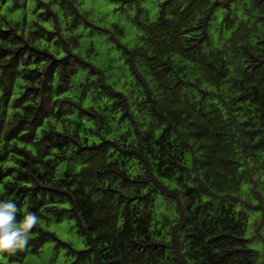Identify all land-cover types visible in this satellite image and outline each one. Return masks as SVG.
<instances>
[{
  "label": "trees",
  "instance_id": "1",
  "mask_svg": "<svg viewBox=\"0 0 264 264\" xmlns=\"http://www.w3.org/2000/svg\"><path fill=\"white\" fill-rule=\"evenodd\" d=\"M9 1L0 199L17 204L16 221L73 220L86 247L70 264H264V0H161L154 18L135 0L133 46L103 30L124 82L56 25V6L91 23L79 0L39 1L31 21L22 0L8 9L19 17L3 14ZM50 237L37 222L10 257Z\"/></svg>",
  "mask_w": 264,
  "mask_h": 264
},
{
  "label": "rangeland",
  "instance_id": "2",
  "mask_svg": "<svg viewBox=\"0 0 264 264\" xmlns=\"http://www.w3.org/2000/svg\"><path fill=\"white\" fill-rule=\"evenodd\" d=\"M39 1L48 2L49 0H22L26 3L28 19L34 20L44 11V7L39 6ZM81 9L89 13L90 24L81 22L73 26L71 18L64 14V10L59 6L55 7L58 15L56 25L59 26L62 33L69 37V33L78 35L79 47L81 52L87 60L95 65L106 66L108 60L115 61V68L113 71L108 70L109 82H124L131 81V76L124 63V58L120 51L115 48V44L108 40V34L104 29H111L112 26L120 27L124 30V37L122 41L129 47L133 46L138 34L142 32L132 25L130 17L136 10L135 0H79ZM161 0H143V5L146 8L150 18H154L159 9V2ZM13 1L4 7L3 14L11 13L10 17L17 18L21 11L13 10L11 8ZM44 22V21H43ZM45 26L52 30L53 24L51 21L44 22ZM69 26L72 30L69 31ZM54 30V29H53ZM89 44H94L97 52L96 54H88L87 49ZM45 229L53 232L54 237H50L42 245L40 250L36 253L31 250L27 251L24 256L20 258H11L8 253L0 254V261L2 264H70L76 258V253L84 249L85 241L77 232L76 225L73 220H58L54 215H47L44 219H38Z\"/></svg>",
  "mask_w": 264,
  "mask_h": 264
},
{
  "label": "clouds",
  "instance_id": "3",
  "mask_svg": "<svg viewBox=\"0 0 264 264\" xmlns=\"http://www.w3.org/2000/svg\"><path fill=\"white\" fill-rule=\"evenodd\" d=\"M17 204L12 199H0V254L14 255L18 250H24L28 244L27 236L38 217L27 213L17 222Z\"/></svg>",
  "mask_w": 264,
  "mask_h": 264
}]
</instances>
